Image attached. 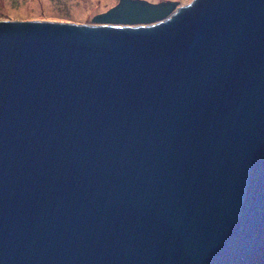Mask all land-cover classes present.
Returning a JSON list of instances; mask_svg holds the SVG:
<instances>
[{"label": "water", "instance_id": "1", "mask_svg": "<svg viewBox=\"0 0 264 264\" xmlns=\"http://www.w3.org/2000/svg\"><path fill=\"white\" fill-rule=\"evenodd\" d=\"M0 264H264V0L0 20Z\"/></svg>", "mask_w": 264, "mask_h": 264}, {"label": "rangeland", "instance_id": "2", "mask_svg": "<svg viewBox=\"0 0 264 264\" xmlns=\"http://www.w3.org/2000/svg\"><path fill=\"white\" fill-rule=\"evenodd\" d=\"M116 1L117 0H0V20H54L92 24V20L97 15L108 10ZM150 1L155 3L177 1L181 4H188L193 0Z\"/></svg>", "mask_w": 264, "mask_h": 264}, {"label": "flooded vegetation", "instance_id": "3", "mask_svg": "<svg viewBox=\"0 0 264 264\" xmlns=\"http://www.w3.org/2000/svg\"><path fill=\"white\" fill-rule=\"evenodd\" d=\"M118 1H119V0H117L116 3L112 4V5H113L112 7H114V6L118 3ZM148 1H150V0H148ZM150 2H151V1H150ZM152 3H155V2H152ZM183 5H185V4H183ZM112 7H110L109 9H111ZM109 9H108V10H109ZM106 11H107V10H106ZM103 12H104V11H103ZM97 16H98V15H97Z\"/></svg>", "mask_w": 264, "mask_h": 264}, {"label": "clouds", "instance_id": "4", "mask_svg": "<svg viewBox=\"0 0 264 264\" xmlns=\"http://www.w3.org/2000/svg\"><path fill=\"white\" fill-rule=\"evenodd\" d=\"M191 2H192V1H191ZM191 2H190V3H191ZM188 4H189V3H188ZM185 5H186V4H185ZM183 6H184V5H183Z\"/></svg>", "mask_w": 264, "mask_h": 264}, {"label": "crops", "instance_id": "5", "mask_svg": "<svg viewBox=\"0 0 264 264\" xmlns=\"http://www.w3.org/2000/svg\"><path fill=\"white\" fill-rule=\"evenodd\" d=\"M50 21H54V20H50Z\"/></svg>", "mask_w": 264, "mask_h": 264}]
</instances>
